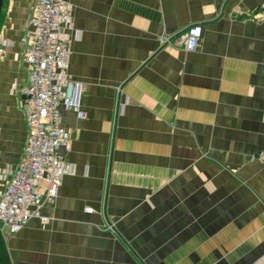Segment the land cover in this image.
Instances as JSON below:
<instances>
[{
	"label": "crops",
	"instance_id": "0c3cea01",
	"mask_svg": "<svg viewBox=\"0 0 264 264\" xmlns=\"http://www.w3.org/2000/svg\"><path fill=\"white\" fill-rule=\"evenodd\" d=\"M71 1L67 72L85 116L62 112L72 172L47 224L4 236L11 264H264V21L250 20L264 0ZM35 2L6 0L0 25L9 175L29 136L20 38ZM194 25L195 51L161 47Z\"/></svg>",
	"mask_w": 264,
	"mask_h": 264
},
{
	"label": "built area",
	"instance_id": "2783aa9c",
	"mask_svg": "<svg viewBox=\"0 0 264 264\" xmlns=\"http://www.w3.org/2000/svg\"><path fill=\"white\" fill-rule=\"evenodd\" d=\"M234 7L231 15L239 16ZM264 21V3L250 17ZM75 29L71 0H36L32 15L20 38L29 72V85L23 90L26 97L22 109L29 131L25 153L10 175L0 172V231L13 236L32 219L41 224L50 219L41 214L42 208L58 196L63 178L72 172L67 166L64 151L71 148V134L62 125V112L75 111L85 115L74 104L76 83L68 75L71 42L79 39ZM203 27L194 25L177 36H161V47L176 44L186 51H195L201 44ZM6 53V43L0 37V60ZM253 159L264 163V150ZM68 167V168H67ZM87 213L93 209L86 208Z\"/></svg>",
	"mask_w": 264,
	"mask_h": 264
},
{
	"label": "trees",
	"instance_id": "16d2710c",
	"mask_svg": "<svg viewBox=\"0 0 264 264\" xmlns=\"http://www.w3.org/2000/svg\"><path fill=\"white\" fill-rule=\"evenodd\" d=\"M0 264H11V260L5 243V237L1 231H0Z\"/></svg>",
	"mask_w": 264,
	"mask_h": 264
},
{
	"label": "water",
	"instance_id": "95a60500",
	"mask_svg": "<svg viewBox=\"0 0 264 264\" xmlns=\"http://www.w3.org/2000/svg\"><path fill=\"white\" fill-rule=\"evenodd\" d=\"M3 7H4V0H0V21H1V16H2V12H3ZM25 96H22V100H25Z\"/></svg>",
	"mask_w": 264,
	"mask_h": 264
},
{
	"label": "rangeland",
	"instance_id": "374dc122",
	"mask_svg": "<svg viewBox=\"0 0 264 264\" xmlns=\"http://www.w3.org/2000/svg\"><path fill=\"white\" fill-rule=\"evenodd\" d=\"M4 7H3V12L5 11V6H6V0H4ZM3 20H4V16H3V13H2V16H1V21H0V25H1V23L3 22Z\"/></svg>",
	"mask_w": 264,
	"mask_h": 264
}]
</instances>
